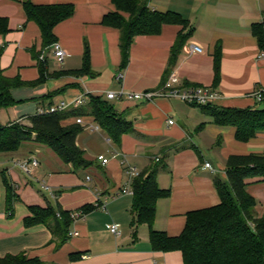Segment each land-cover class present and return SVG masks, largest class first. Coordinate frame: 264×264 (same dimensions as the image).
I'll return each mask as SVG.
<instances>
[{"label":"crops","instance_id":"crops-1","mask_svg":"<svg viewBox=\"0 0 264 264\" xmlns=\"http://www.w3.org/2000/svg\"><path fill=\"white\" fill-rule=\"evenodd\" d=\"M22 1L0 0V17L7 18L9 28L0 33L3 74L26 83L11 89L17 103L0 107V125L32 126L31 117L39 107L85 97L84 104H72L62 112L64 125L80 127L77 142L89 164L65 163L50 147L34 140L5 155L0 161L7 165L2 171L4 187L0 185V255L25 253L55 264H184L180 250L152 249L146 223L132 224L136 220L133 195L121 193L130 179L129 166L142 172L158 165V184L170 189V195L157 201L154 228L176 236L183 231L189 211L220 203L215 177L227 179L230 155L264 153V131L240 141L235 126L217 123L202 105L164 95L135 100L107 94L163 93L167 80L177 74L182 87L202 85L217 91L218 98L211 104L215 108L256 107L261 101L257 95H264V48L253 26L264 22V0H141L154 10L177 11L194 27L173 67H168L169 59L182 25L164 24L157 34L137 35L124 64L120 29L103 23L107 13L117 10L113 0H32L38 5H74L72 16L54 28L56 42L66 51L59 61L53 44L43 45L41 29L28 19ZM122 13L129 18V13ZM87 47L91 71L76 73L84 67ZM218 47L221 64L216 83ZM93 96L107 100L117 115L132 124L133 130L123 133L119 142L87 110ZM100 154L109 162L103 164ZM30 157L40 162L32 175L13 164L15 159ZM205 162L214 169L204 167ZM246 181L248 192L258 201L256 215L261 217L264 176ZM10 190L16 197L8 206ZM34 204L60 205L70 211L86 204L96 208L73 219L69 232L77 230L78 235L69 234L58 244L59 237L47 225H24L31 214L28 206ZM114 222L120 224V235L110 231ZM76 253L82 257L73 258Z\"/></svg>","mask_w":264,"mask_h":264},{"label":"trees","instance_id":"trees-1","mask_svg":"<svg viewBox=\"0 0 264 264\" xmlns=\"http://www.w3.org/2000/svg\"><path fill=\"white\" fill-rule=\"evenodd\" d=\"M29 20L36 22L42 33L43 45L50 46L57 40L54 28L74 13L72 3L38 5L32 0L22 1ZM117 10L107 13L103 23L121 31L120 46L124 64L130 57V47L137 35L157 34L164 24L182 25L172 46L168 67L176 64L178 54L193 34L194 27L180 13L173 10L159 11L149 8L141 0H113ZM122 12L129 13L127 18ZM7 18L0 17V33L8 31ZM253 32L258 36L264 48V22L254 24ZM2 49L0 48V59ZM34 56H37L34 54ZM83 69L76 71L88 74L91 71L89 49L85 51ZM220 47L215 54V81L219 80L221 64ZM41 76L44 75L43 62H40ZM37 82V81H36ZM34 82V83H36ZM20 78H9L3 74L0 64V107H9L17 103L11 89L24 85ZM202 107L214 115L219 124L236 127V138L248 141L257 132L264 131V95L259 105L248 108H215L211 104ZM95 115L100 126L116 142L121 135L133 130L132 124L115 113L107 100L99 96L91 97L87 109ZM80 112V111H79ZM76 115V112H71ZM68 116V115H67ZM63 112L31 117L32 126L26 127L19 122L0 125V153H14L27 141H36L50 147L65 163L76 167L86 166L89 161L84 150L78 145L77 136L80 127L64 125ZM158 165H153L133 179L132 211L137 223H146L150 228V243L155 251L180 250L184 264H264V214L256 215L258 201L248 192L247 179L264 176V153L232 154L227 159V179L215 177V185L220 194L219 204L189 211L183 231L176 236L154 228L157 201L170 195V189L162 188L157 181ZM5 175V172H3ZM10 184H8V187ZM10 188V187H9ZM16 195L9 191L7 203L13 204ZM30 215L24 218V225L32 227L44 224L59 237L58 244L69 238V229L73 223L70 210L60 205H29ZM11 208V207H10ZM96 208L86 204L79 208L83 213ZM82 253L73 258H81ZM0 264H55L29 257L25 253L0 255Z\"/></svg>","mask_w":264,"mask_h":264},{"label":"built area","instance_id":"built-area-1","mask_svg":"<svg viewBox=\"0 0 264 264\" xmlns=\"http://www.w3.org/2000/svg\"><path fill=\"white\" fill-rule=\"evenodd\" d=\"M194 50L199 51V47L193 48ZM53 50L56 58L59 61H62L64 59V56L66 54L65 49L62 47V45L59 42H55L53 44ZM182 81L180 79V76L177 74H173L170 76V78L167 80L165 85V91L162 93L159 92H153V91H144V92H129V91H109L107 94L108 98H116V97H127L129 99H145V100H151L155 98L158 95H164L171 98H176L181 101H184L189 104H196V105H207L212 104L216 101L218 98V92L210 89L209 87L202 86V85H190L186 87H182ZM258 100H261L263 98V95L259 93L257 95ZM86 101L85 97H78L74 98L72 101L63 100L59 103L48 105V106H41L37 109L36 114L40 115H47V114H53L56 112H61L66 109H68L72 104L75 105H81L84 104ZM78 123H82L83 119L82 117L77 118ZM170 123H173L174 121L172 119L169 120ZM91 129L97 130L99 129L98 125H90ZM98 158L102 161L103 164H106L109 162V158L105 157L104 155L100 154L98 155ZM13 164L20 168L25 174L32 175L34 171L39 167L40 162L35 157H30L27 159H15L13 161ZM204 167L214 169L213 165L210 162H205ZM128 174L130 175L129 181L126 183V185L122 188L121 193L123 194H134L133 190V179L134 177L138 176L140 174V171L135 166H129L127 170ZM83 215L82 210H75L72 212L73 219H78ZM110 231L116 235L121 234L120 224L117 222L109 224ZM70 235H78V231H70Z\"/></svg>","mask_w":264,"mask_h":264},{"label":"rangeland","instance_id":"rangeland-1","mask_svg":"<svg viewBox=\"0 0 264 264\" xmlns=\"http://www.w3.org/2000/svg\"><path fill=\"white\" fill-rule=\"evenodd\" d=\"M26 127H30V126H26ZM25 145V143L23 144V146ZM17 152V151H16ZM7 153H0V161H3V159H4V157H5V155H6ZM6 163H1L0 164V185L1 186H3L4 187V185H3V183L6 181L4 178H3V175H2V171L3 170H5V168H6ZM25 175V174H24ZM27 176V175H26ZM28 177V176H27ZM9 179V181H10V177L9 176H7V180Z\"/></svg>","mask_w":264,"mask_h":264}]
</instances>
